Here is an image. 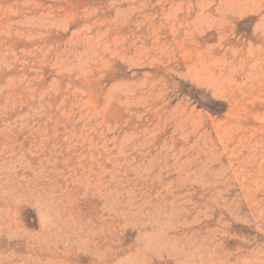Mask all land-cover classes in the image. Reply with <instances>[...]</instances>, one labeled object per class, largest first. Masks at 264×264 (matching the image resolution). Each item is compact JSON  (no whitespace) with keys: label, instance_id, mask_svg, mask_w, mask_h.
Masks as SVG:
<instances>
[{"label":"rangeland","instance_id":"374dc122","mask_svg":"<svg viewBox=\"0 0 264 264\" xmlns=\"http://www.w3.org/2000/svg\"><path fill=\"white\" fill-rule=\"evenodd\" d=\"M0 264H264V0H0Z\"/></svg>","mask_w":264,"mask_h":264},{"label":"trees","instance_id":"16d2710c","mask_svg":"<svg viewBox=\"0 0 264 264\" xmlns=\"http://www.w3.org/2000/svg\"><path fill=\"white\" fill-rule=\"evenodd\" d=\"M209 111V113H211V114H213L214 112L213 111H211V110H208Z\"/></svg>","mask_w":264,"mask_h":264}]
</instances>
